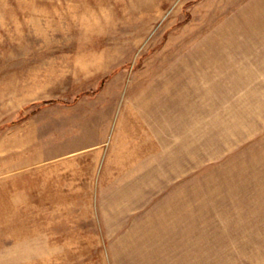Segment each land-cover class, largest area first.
<instances>
[{
  "label": "rangeland",
  "instance_id": "374dc122",
  "mask_svg": "<svg viewBox=\"0 0 264 264\" xmlns=\"http://www.w3.org/2000/svg\"><path fill=\"white\" fill-rule=\"evenodd\" d=\"M0 264H264V0H0Z\"/></svg>",
  "mask_w": 264,
  "mask_h": 264
},
{
  "label": "trees",
  "instance_id": "16d2710c",
  "mask_svg": "<svg viewBox=\"0 0 264 264\" xmlns=\"http://www.w3.org/2000/svg\"><path fill=\"white\" fill-rule=\"evenodd\" d=\"M55 100H48V101H43L42 104H47V103H51L54 102Z\"/></svg>",
  "mask_w": 264,
  "mask_h": 264
}]
</instances>
